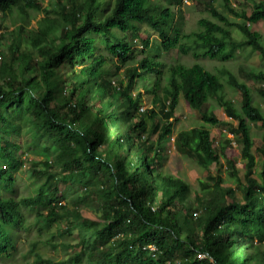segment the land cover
<instances>
[{
    "label": "trees",
    "instance_id": "1",
    "mask_svg": "<svg viewBox=\"0 0 264 264\" xmlns=\"http://www.w3.org/2000/svg\"><path fill=\"white\" fill-rule=\"evenodd\" d=\"M197 1L213 18H200L199 29L186 32L183 0H0V264H14L26 239L33 264H264V131L255 145L261 157L256 171L248 125L264 130L253 92L264 100V68L240 63L235 74L198 61L166 65L151 51L139 55L129 42V35L149 28L164 51L222 60L250 46L264 58V35L247 24L264 19V0H253L248 11L220 0L238 18L233 22L214 0ZM141 40L147 45V37ZM115 54L124 57V77H112ZM226 84L238 91V104ZM142 89L152 106L139 116ZM180 96L202 120L173 135L177 149L213 180L200 179L198 188L164 170L165 138L173 132ZM213 99L236 120L231 130L241 138L243 179L227 159L236 186L210 173L230 143L214 145L210 129L219 120L209 107ZM25 131L36 148L44 143L42 158L18 141ZM21 168L29 170L24 191L17 183ZM62 181L97 194V219L62 200ZM60 219L66 224L57 235L77 232L79 249L54 260L38 248L42 238L32 240L29 232Z\"/></svg>",
    "mask_w": 264,
    "mask_h": 264
},
{
    "label": "rangeland",
    "instance_id": "2",
    "mask_svg": "<svg viewBox=\"0 0 264 264\" xmlns=\"http://www.w3.org/2000/svg\"><path fill=\"white\" fill-rule=\"evenodd\" d=\"M42 5H46L50 0H38ZM232 5L236 8H245L246 11L250 9L253 0H230ZM216 9L225 13L230 22L237 20L238 18L232 13L226 11V8L221 4L220 0H214ZM184 9L185 15V31H193L199 29L198 20L202 17H211L210 13L204 8V4L198 2L197 0H183L181 4ZM37 16L42 15L41 13H36ZM218 20L217 18H214ZM34 20H32L33 22ZM223 23L222 21H219ZM5 23L8 27H11L10 19H6ZM248 26L251 29L260 31L264 35V19L247 22ZM223 25H225L223 23ZM232 27V26H231ZM234 36L240 38V33L231 28ZM141 37H147L148 43L145 45ZM183 38H181L182 40ZM129 42L134 47L135 51L142 55L143 52L151 51L156 55L157 58L161 59L166 65L172 64L174 62H182L186 64H191L195 61L200 62L201 65L210 68L213 71L218 70L219 68H229L235 74L237 73V68L240 63H246L255 67L264 68V58H262L258 50L253 49L250 46H244L238 48L236 52L227 59H217L209 58L200 54H195L192 51L183 53L176 48H171L168 51L162 50L159 44V38L156 33L147 28L145 31H141L140 34H135V37L129 35ZM140 49H144L143 52ZM115 59V65L117 66L116 73L112 77H124L125 73V64L121 63V59L124 57H119L117 54L113 55ZM252 87L254 83L252 81H247ZM162 86L165 85V80L163 79ZM140 84H136L132 89V93H136L140 89ZM225 91L228 96H231L233 100L238 104L240 95L238 91L232 88L230 85H225ZM143 95L141 98V103L139 107V116L143 109L152 106L151 94L142 89ZM255 104L260 106L264 111V100L255 92L253 89ZM158 93L162 95V88H159ZM97 105L94 102L93 106ZM209 107L214 113L216 118L219 120L216 123L212 124L210 129V134L214 139V145L218 146L219 143H222L226 138L230 139V143H224L223 155L220 157L221 165H216L215 163L210 164V173L212 176L220 175L229 185L236 186L235 181L233 180L232 175L230 174L231 168L228 166V160L231 159L234 162L235 169L237 170V175L240 179H243V174L245 171L244 160L241 155V138L235 135L231 128L236 124V120L231 119L228 115L225 114L223 106L218 102V100L213 99L210 101ZM138 117V116H137ZM135 117V118H137ZM201 117L197 111L191 107L183 96H180L179 102L174 111V116L172 117L173 132L171 136L165 138V149L163 151V164L164 170L170 171L175 174H179L185 178L194 188L200 186L199 180L202 179L208 183H212V178L208 177V172L202 168L195 160L191 157L181 153L177 147L174 145L173 135L182 128H191L193 126H198L201 123ZM249 128L253 135L255 144L252 147V151L255 154L256 162L254 169L257 171L261 167V157L259 152L256 150V143H259L262 132L264 131L258 124L248 121ZM121 130V126L119 127ZM155 134H152V138ZM18 141H21L24 149L29 150L32 155L38 158H42L44 155L40 153H46L47 150L44 147V143L36 148L34 143H32V135L28 131L21 132L17 136ZM47 144V143H46ZM46 146V145H45ZM99 147L101 146L98 145ZM40 152V153H39ZM48 154V153H47ZM51 157V156H50ZM70 168L67 167L65 171H68ZM28 169H19L17 171V183L19 187L24 191L28 184ZM83 179L85 177L83 176ZM61 189H63L62 200L66 201L69 207H78L81 213L84 216H88L93 219H97L100 210V202L97 194L87 192L84 193L82 190L83 185L76 184H65L63 181L60 183ZM66 224V221L63 219L55 221L50 227H44L39 231L36 225L33 226V229L29 232L32 240L35 238H42L38 242V248L43 252L45 257L56 259H62L65 256L72 254L74 251H77L79 247L75 244L78 240L77 232L65 233L63 235H57L59 228L63 227ZM53 238L52 244H45L44 240ZM264 250V241L259 244ZM30 248V240L26 239L21 242L19 249L14 257V264H33L30 253L28 252ZM264 253V252H263ZM259 263H264V254L261 256ZM69 264V263H68Z\"/></svg>",
    "mask_w": 264,
    "mask_h": 264
},
{
    "label": "built area",
    "instance_id": "3",
    "mask_svg": "<svg viewBox=\"0 0 264 264\" xmlns=\"http://www.w3.org/2000/svg\"><path fill=\"white\" fill-rule=\"evenodd\" d=\"M199 257H203V253H200V254H199Z\"/></svg>",
    "mask_w": 264,
    "mask_h": 264
}]
</instances>
